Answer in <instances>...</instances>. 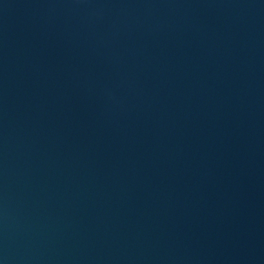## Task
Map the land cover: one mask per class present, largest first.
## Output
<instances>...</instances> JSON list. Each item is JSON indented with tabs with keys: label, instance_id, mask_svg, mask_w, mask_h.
Masks as SVG:
<instances>
[{
	"label": "water",
	"instance_id": "water-1",
	"mask_svg": "<svg viewBox=\"0 0 264 264\" xmlns=\"http://www.w3.org/2000/svg\"><path fill=\"white\" fill-rule=\"evenodd\" d=\"M0 264H264V0H0Z\"/></svg>",
	"mask_w": 264,
	"mask_h": 264
}]
</instances>
